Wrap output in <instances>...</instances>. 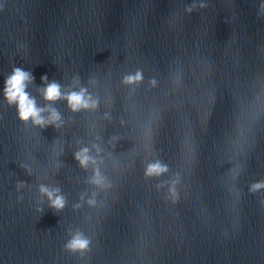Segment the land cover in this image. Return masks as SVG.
<instances>
[{
  "label": "clouds",
  "instance_id": "clouds-1",
  "mask_svg": "<svg viewBox=\"0 0 264 264\" xmlns=\"http://www.w3.org/2000/svg\"><path fill=\"white\" fill-rule=\"evenodd\" d=\"M28 79V74L21 71L20 69H16L14 74L8 79L7 87H6V95L9 101H17L19 102V110H20V118L23 120H27L29 117H32L36 123H41L42 121L39 119V110L35 108L34 102L29 99L27 94L24 91L25 81ZM128 82L133 80L140 79L139 74L136 77H128ZM60 96L59 86L55 83L50 84L45 92V98L48 100H55ZM70 105L75 110L79 106H87L86 101L83 98V93L75 94L73 93L68 97ZM86 151V150H85ZM87 161V157L85 156L81 163L84 164ZM159 165L151 166L149 168V173H158L162 171ZM42 191H47L46 189H42ZM49 198L51 199L52 193H48ZM53 206L56 208L63 207V199L61 197H57L53 200ZM87 245V241L80 240L79 238L72 241L70 247L72 248H84Z\"/></svg>",
  "mask_w": 264,
  "mask_h": 264
}]
</instances>
